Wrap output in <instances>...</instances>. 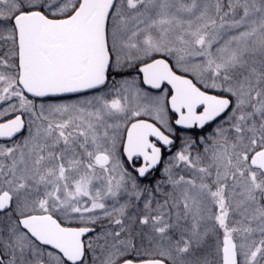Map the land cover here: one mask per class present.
<instances>
[{
	"label": "snow or ice",
	"instance_id": "snow-or-ice-1",
	"mask_svg": "<svg viewBox=\"0 0 264 264\" xmlns=\"http://www.w3.org/2000/svg\"><path fill=\"white\" fill-rule=\"evenodd\" d=\"M0 264H264V0H0Z\"/></svg>",
	"mask_w": 264,
	"mask_h": 264
}]
</instances>
